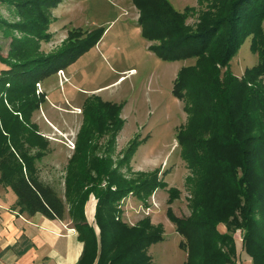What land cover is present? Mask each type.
Listing matches in <instances>:
<instances>
[{
  "label": "rangeland",
  "instance_id": "obj_1",
  "mask_svg": "<svg viewBox=\"0 0 264 264\" xmlns=\"http://www.w3.org/2000/svg\"><path fill=\"white\" fill-rule=\"evenodd\" d=\"M167 1L183 13L181 34L197 33L216 21L211 32L221 25L219 34H237L240 43L228 65L234 75L240 77L258 66V57L264 53V18L259 13L233 22L231 7L236 0ZM145 2V10L154 13L162 0ZM140 12L133 0H60L55 6L50 0H0V99L6 105H1L2 117L6 123L11 117L8 107L16 110L19 104L20 108H29L31 97L42 100L30 111L28 123H32L30 132L38 135L46 147L23 151L36 160L37 175L54 185L69 205L79 189L75 182L81 168L75 165V155L85 151L87 158L93 154L104 157L110 173L107 177L112 178L119 170L122 185L132 184L114 201L119 223L134 226L146 218L145 229L162 234L145 250L151 262L186 264L181 245L184 237L176 231L169 215L186 217L191 213L196 180L185 145L178 142L177 135L185 128L189 115L184 101L174 95L173 85L179 69L194 61L165 60L151 50L150 46H159L161 41L143 37ZM162 16L165 19L166 15ZM100 30L103 32L98 41L72 57L62 68L63 73H59L58 66L49 67L51 56L63 47ZM167 34L179 33L171 30ZM252 37L257 43L254 48L250 45ZM25 66L40 73L46 70L47 76L35 82V91L32 79L18 77L17 72H27ZM226 69L221 68V72ZM260 81L264 83V78ZM12 88L11 102L6 93ZM107 102L118 107L119 128L101 133L104 108L99 110L98 104ZM18 116L17 122L20 111ZM22 116L25 120V113ZM93 162L84 165L90 174L94 172ZM107 180L106 176L100 179L101 188ZM68 181L74 185L71 187ZM90 195L96 204L97 198ZM224 226L218 225L219 229ZM242 234L241 229L233 232L234 238H242ZM235 248L234 260L243 264L245 253Z\"/></svg>",
  "mask_w": 264,
  "mask_h": 264
},
{
  "label": "trees",
  "instance_id": "obj_2",
  "mask_svg": "<svg viewBox=\"0 0 264 264\" xmlns=\"http://www.w3.org/2000/svg\"><path fill=\"white\" fill-rule=\"evenodd\" d=\"M145 1L133 0L141 11L138 21L143 37L147 41H161L159 46H150L151 50L165 60L190 58L194 61L179 69L173 85L174 95L184 101L189 115L185 128L177 135L178 142L185 145L196 180L191 213L186 217L169 215L176 231L184 237L181 245L186 252V264H233L236 257L233 232L237 229L242 230V251L251 264H264V83L260 81L264 78V60L260 58H264V53L258 57V66L238 77L228 69L234 49L240 43L237 34H219L221 25L216 32H211L217 21L207 23L197 33L181 34V11L162 0L158 11L153 13L145 10ZM50 2L55 6L60 0ZM257 13L264 18V0H236L231 7L233 22ZM162 15H166L165 19ZM171 30L179 34H167ZM102 32L84 34L81 41L51 56L47 64L62 69L88 44L96 43ZM255 44L256 39L254 42L252 37L251 47ZM25 67L27 72H17L18 77L32 79L35 91V82L47 76L46 70L40 73L36 68ZM224 67L227 69L221 72ZM14 91L12 88L6 93L11 102ZM31 101L29 108L26 105L20 108L19 104L16 110L8 107L11 117L4 123L3 99H0L3 127L0 128V184L14 191L15 206L28 215L40 213L49 219H63L68 215L78 240L83 243L77 264H153L145 250L149 243L162 238V234L148 232L146 218L134 226L119 223L114 201L132 184L122 185L119 170L112 178L107 177L110 173L104 157L93 154L87 158L83 151L75 155L77 162L76 158L69 161V166L75 161L76 167L81 168L79 180L75 182L79 188L77 196L69 200V205L54 185L37 175L36 160L23 154L33 146L46 147L38 135L30 132L32 123H28L30 111L42 100L31 97ZM102 107L101 133L117 130L118 107L108 102L98 104L99 110ZM21 113H25V120ZM19 138L24 139L19 141ZM88 161H94L93 174L84 167ZM103 176L108 180L101 188L99 181ZM68 182L71 187L74 185ZM147 191L149 194L150 185ZM90 194L97 198L94 218L98 233L84 213ZM75 214L79 217L75 218ZM220 223L225 225V231L218 229Z\"/></svg>",
  "mask_w": 264,
  "mask_h": 264
},
{
  "label": "crops",
  "instance_id": "obj_3",
  "mask_svg": "<svg viewBox=\"0 0 264 264\" xmlns=\"http://www.w3.org/2000/svg\"><path fill=\"white\" fill-rule=\"evenodd\" d=\"M15 202L14 191L0 184V264H77L83 243L78 240L71 220L66 216L49 219L40 213L28 215ZM94 211L95 202L90 195L84 213L98 233ZM219 230L225 231V226ZM235 243L239 253L242 239L235 238ZM250 261L245 256L243 262L250 264Z\"/></svg>",
  "mask_w": 264,
  "mask_h": 264
},
{
  "label": "built area",
  "instance_id": "obj_4",
  "mask_svg": "<svg viewBox=\"0 0 264 264\" xmlns=\"http://www.w3.org/2000/svg\"><path fill=\"white\" fill-rule=\"evenodd\" d=\"M59 73H63V70L62 69H59Z\"/></svg>",
  "mask_w": 264,
  "mask_h": 264
}]
</instances>
